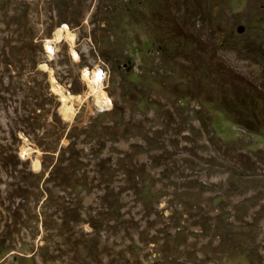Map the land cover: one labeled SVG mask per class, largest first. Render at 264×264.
Returning <instances> with one entry per match:
<instances>
[{
	"label": "rangeland",
	"instance_id": "obj_1",
	"mask_svg": "<svg viewBox=\"0 0 264 264\" xmlns=\"http://www.w3.org/2000/svg\"><path fill=\"white\" fill-rule=\"evenodd\" d=\"M0 264H264V0H0Z\"/></svg>",
	"mask_w": 264,
	"mask_h": 264
},
{
	"label": "bare ground",
	"instance_id": "obj_2",
	"mask_svg": "<svg viewBox=\"0 0 264 264\" xmlns=\"http://www.w3.org/2000/svg\"><path fill=\"white\" fill-rule=\"evenodd\" d=\"M90 79H91V83H92L93 87L98 89L97 93H100L105 99H107L108 98L107 94L104 91H102L100 89L101 87L99 86L100 77L98 75H95L94 77H91ZM60 89L62 90L63 88L60 87Z\"/></svg>",
	"mask_w": 264,
	"mask_h": 264
},
{
	"label": "water",
	"instance_id": "obj_3",
	"mask_svg": "<svg viewBox=\"0 0 264 264\" xmlns=\"http://www.w3.org/2000/svg\"><path fill=\"white\" fill-rule=\"evenodd\" d=\"M243 30H244L243 26L239 27V31H243Z\"/></svg>",
	"mask_w": 264,
	"mask_h": 264
}]
</instances>
